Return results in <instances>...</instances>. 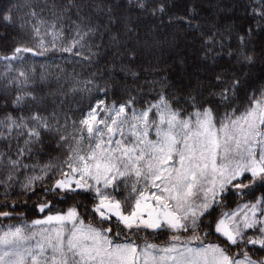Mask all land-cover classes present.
<instances>
[{"label": "snow or ice", "instance_id": "1", "mask_svg": "<svg viewBox=\"0 0 264 264\" xmlns=\"http://www.w3.org/2000/svg\"><path fill=\"white\" fill-rule=\"evenodd\" d=\"M257 2L251 17L264 31V0ZM92 6L76 0L0 6V79L6 82L0 187L6 197L15 185L29 198L43 193L33 205L40 218L30 224L16 213L17 201L0 202V218L21 221L0 230V264H264V83L251 86L245 71L257 59L264 64V50L257 56L250 47L253 29L196 22L193 0L185 16L169 13V23L185 25L192 45L198 42L196 75L183 87L166 75L139 83L133 70L139 32L126 27L123 38L110 35L119 3L108 6L101 32L84 13ZM174 6L175 0H128L127 10L156 16ZM106 35L116 48L113 63L119 58L122 80L131 76V85L109 83L107 70L89 68V78L72 89L87 93L86 106L66 110L67 92L59 105L37 94L29 57L60 51L91 66ZM46 139L59 155L42 166L24 164ZM81 194L90 196L88 205L57 207ZM161 230L169 237L162 244L139 236Z\"/></svg>", "mask_w": 264, "mask_h": 264}, {"label": "trees", "instance_id": "2", "mask_svg": "<svg viewBox=\"0 0 264 264\" xmlns=\"http://www.w3.org/2000/svg\"><path fill=\"white\" fill-rule=\"evenodd\" d=\"M236 1L237 9L234 10L231 9V5L228 4V0H195V4L197 6L196 10L198 13L196 22L202 23L205 26L215 24L221 30L227 26H232L234 31L252 28L253 34L250 47L254 48L257 56H259L260 54L257 52L261 53V51L264 50V31L257 29L258 21L251 17V12L253 7L258 8L260 5L257 0ZM38 2L43 3L44 0H38ZM64 2H68V0H64ZM76 2L84 5H93L92 7H85L84 13L89 15L94 23L99 22L101 24V32L104 31L103 25L108 20V6L119 3L120 7L115 8L111 13L114 23L108 25L110 28V35L116 33L121 34L124 31L121 34V38H123L126 27H131L134 31H138L140 34L142 42L138 43V45L145 44L149 48V53L142 52L143 49L141 47L139 48L140 55L137 57L133 66V70L140 74L139 83H143L145 78L153 80L166 75L171 82L177 84L178 86L183 87L187 85L188 80L181 75L180 71L184 70L190 73L191 67L199 65V60L196 62L189 58L186 59V63L184 64L178 62L179 56H185L187 46L185 41L189 38L188 35L191 36V34H189V30L185 25L178 22L169 23V13L173 16H185L186 9L192 5L193 0H175L174 7H170L168 12L165 14L161 15L160 13H157L156 16L137 10L129 12L127 10L128 0H76ZM167 2L170 5L173 4V0H167ZM6 3L7 0H0V6H3ZM96 4H100L101 7L99 9L96 8ZM214 7L226 8L228 12L222 13L220 16L212 15L210 12L212 8L214 9ZM242 11L243 13L240 15L239 12ZM45 19L50 20L47 10ZM73 19H75V17H73ZM175 29H179L180 31L178 30L179 32H177ZM41 31L43 33L44 29L42 28ZM4 32V27L0 26V36H3ZM8 32L9 35H11L14 30L9 28ZM65 35H68V33H65ZM172 37L177 38L172 46L165 49L159 48L157 45L158 42L165 39L168 41ZM25 39L30 45L35 44V41L28 38ZM46 39L51 41L53 38L51 36H47ZM92 40L99 43L100 36L93 37ZM103 40L106 47H102L99 50V56L93 58L94 61L98 60V63H94L91 66L82 64L79 60L73 59L68 54H62L60 51L48 52L44 57H29L27 61L28 66L35 68V79L33 83L37 85L35 89L37 94L49 97V103H56L59 105L61 100H64V93L67 92V99L64 100V107L66 110L68 108L75 110L78 106H86L88 103L87 93H73L72 89L74 87H78L75 83L76 80H85L89 78V68L91 72H96L97 69H99L100 74L102 75L105 73V70H107L106 78L109 79V83H111V79L114 78L118 84L123 82L131 85V76H129L126 81L122 80L123 73L120 71L121 62L119 58H117L115 63H113V56L116 53V48L112 46L109 36H104ZM56 43L59 47L61 43L59 38ZM233 44H235L234 40ZM188 45L189 46L187 48H191L190 44ZM196 47H198V42L194 48ZM194 48L192 47L191 49L195 53V57H198L199 54L196 49L194 50ZM3 51V47H0V54H2ZM92 51L95 52L96 49L93 48ZM159 53H163V55ZM155 56L156 58L154 59ZM159 57L160 60H156ZM222 62L229 63L226 59ZM124 64H127L126 60L124 61ZM251 69L255 70V74L253 77L250 76V85L259 86L264 83V64L257 59L255 65ZM2 71L3 68L0 66V72ZM157 72H159V76L155 75ZM5 83L6 82L4 80L0 79V92L3 91ZM100 83L102 84L103 81H100ZM59 89H63V91L61 92ZM251 90L252 87H249L248 91L251 92ZM57 95H59L60 100L56 99ZM58 155L59 151L56 148L55 141H49L46 139L45 146L39 151L33 150L31 157L24 159L23 163L27 165L42 166L49 161L50 157ZM40 198H43V193L37 191V195L29 198L27 194H23L21 192L19 185H15L13 189H10L9 195L6 197L5 189L0 187V202L4 199H8L10 202L17 201L19 206L15 209V211L22 217L23 222L28 224H30L33 219L40 218V214L33 207L34 204L40 202ZM49 199H51V197H49ZM24 201H27L26 205L23 203ZM89 201L90 196L81 194L75 196L74 199L67 200L64 204L57 203V207L64 208L72 203H82L84 205H88ZM81 211H83V208H81ZM20 222V220H5L0 218V230H3L9 224H18ZM87 222L88 221L86 219L85 223ZM139 236L156 244H162L169 238L168 234L163 230L155 233L140 232Z\"/></svg>", "mask_w": 264, "mask_h": 264}, {"label": "rangeland", "instance_id": "3", "mask_svg": "<svg viewBox=\"0 0 264 264\" xmlns=\"http://www.w3.org/2000/svg\"><path fill=\"white\" fill-rule=\"evenodd\" d=\"M228 4L229 5H231V9H234V10H236L237 9V1L236 0H228ZM229 10V9H228ZM225 12H228L227 11V9L226 8H215L214 7V9L212 8V10H211V14L212 15H222V13H225ZM240 13V15L243 13V11L242 12H239ZM239 13H238V15H239ZM237 15V14H236ZM133 19H134V17H133ZM133 21V20H132ZM118 26H119V24H118ZM177 32H179L180 30L179 29H175ZM179 30V31H178ZM124 32V31H123ZM122 32V33H123ZM121 33V34H122ZM188 39L185 41L187 44V46H186V51H185V56H186V59H193L194 61H198V58L197 57H195V53L193 52V50L191 49L192 47L194 48V45H192V43H191V39H192V37L191 36H189L188 35ZM177 38L176 37H172V38H170L168 41L165 39V40H162V41H160V42H158L157 43V45L159 46V48L160 49H165V48H167V47H170V46H172L173 45V43H174V41L176 40ZM152 44H154V43H152ZM188 44H190V46H191V48L189 47V49L187 48L189 45ZM149 46V45H148ZM138 47L140 48H142L143 50H142V52H146V53H149V48L147 47V45H138ZM196 48H194V50H195ZM257 53H259L260 54V52H257ZM145 54V53H144ZM159 54H161V53H159ZM149 55V54H148ZM153 55V54H152ZM151 55V56H152ZM158 55V54H157ZM156 55V56H157ZM161 55H163V53L161 54ZM156 56L154 57V59L156 58ZM149 57H150V55H149ZM156 60H160V57L159 58H157ZM199 64V63H198ZM197 70H198V65H196L195 67H191V69H190V73L189 72H186V71H180V73H181V75L183 76V77H185V79H187V80H189V76H192V77H194L195 75H196V73H197ZM245 71H247V72H250V76H252L253 77V75L255 74V70L254 69H245Z\"/></svg>", "mask_w": 264, "mask_h": 264}]
</instances>
